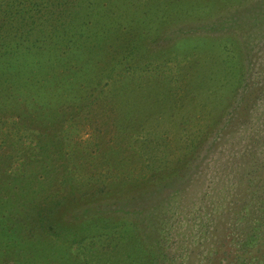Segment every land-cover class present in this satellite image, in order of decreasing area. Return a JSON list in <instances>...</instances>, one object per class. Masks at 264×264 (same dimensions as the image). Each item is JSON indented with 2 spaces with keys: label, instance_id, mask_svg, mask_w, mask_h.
Here are the masks:
<instances>
[{
  "label": "rangeland",
  "instance_id": "rangeland-1",
  "mask_svg": "<svg viewBox=\"0 0 264 264\" xmlns=\"http://www.w3.org/2000/svg\"><path fill=\"white\" fill-rule=\"evenodd\" d=\"M46 1L0 0V27L45 35ZM90 1L89 48L153 54L119 93L39 92L47 129L0 113V264H264V0Z\"/></svg>",
  "mask_w": 264,
  "mask_h": 264
},
{
  "label": "trees",
  "instance_id": "trees-1",
  "mask_svg": "<svg viewBox=\"0 0 264 264\" xmlns=\"http://www.w3.org/2000/svg\"><path fill=\"white\" fill-rule=\"evenodd\" d=\"M40 5H44L42 9L45 8L48 12L52 7L62 12V16L56 17L50 26L52 30L45 32V35H36L34 32L42 25L40 22L33 24L27 21L28 24L25 22L20 27L15 23L14 28L12 23L10 27L5 23L0 27V113H17L23 124L27 121L29 127L33 125L34 129H47L44 122H33L28 116L34 106H39V92H79L86 100L119 93L118 85L106 92L100 83L111 75L112 79L123 75L124 59L136 61V51L142 60H148L153 50L114 47L95 51L94 48H89L94 45L92 39L95 40L91 36L92 27L89 26V21H92L89 16L93 12L90 0H49ZM137 6L140 9L134 3V7ZM78 12L83 15V20L73 30H67V17L72 13L77 15ZM43 19L49 20V17L42 18L41 22ZM40 38H45L47 42L39 45L35 40ZM142 44L143 42L134 43L135 46ZM57 66L64 69L57 74L62 76L59 80L53 77ZM53 78L57 87L50 88ZM83 110L87 108L83 107ZM15 134L16 143L23 140V145L25 136L22 131ZM36 144L42 148L38 140ZM58 151L61 152L62 149L59 148Z\"/></svg>",
  "mask_w": 264,
  "mask_h": 264
}]
</instances>
